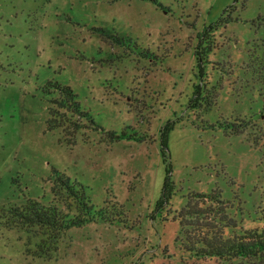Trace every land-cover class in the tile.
Instances as JSON below:
<instances>
[{
  "label": "rangeland",
  "instance_id": "1",
  "mask_svg": "<svg viewBox=\"0 0 264 264\" xmlns=\"http://www.w3.org/2000/svg\"><path fill=\"white\" fill-rule=\"evenodd\" d=\"M155 1L0 0V264H194L176 217L193 194H220L238 227L260 224L264 113L244 69L249 53L264 56V0ZM229 7L235 19L209 37L202 76L205 90L220 85L215 105L190 110L197 33ZM47 82L70 87L103 131L49 129ZM259 112L238 136L207 126ZM108 132L143 141L113 143ZM166 164L173 195L157 208ZM52 170L83 186L106 220L69 230L48 260L3 215L23 198L48 201Z\"/></svg>",
  "mask_w": 264,
  "mask_h": 264
},
{
  "label": "trees",
  "instance_id": "2",
  "mask_svg": "<svg viewBox=\"0 0 264 264\" xmlns=\"http://www.w3.org/2000/svg\"><path fill=\"white\" fill-rule=\"evenodd\" d=\"M149 1L157 4L155 0ZM233 11L234 7H229L209 28L204 27L202 32L197 33L198 42L194 48L193 56L196 61L197 78L200 80L192 87V94L188 102L190 110L205 108V114H207L215 105L217 92L214 89L220 85L217 84L218 81H214L207 91L204 89L202 76L206 74L205 66L210 63L209 56L216 49L213 40L220 35L218 30H222L228 22H233L235 18L230 20V13ZM225 15L226 17L223 18ZM262 20L264 21V19ZM209 37L210 39L213 37L211 42ZM254 53H256L254 56L249 53L245 69H242L248 72L245 74L249 75L250 89L255 91L257 98H261L260 109L264 113V56L257 55V50ZM46 86L47 93L51 94L50 88L55 95L49 101L47 121L49 129L63 132L66 128H71L72 131H76L79 123L86 122L95 130L103 131L96 125L89 113L81 108L70 87L57 82H47ZM259 116L260 112L240 121H215L207 126L227 135L238 136L243 134L247 126L254 123ZM167 133L168 129L165 128L160 137L161 155L164 162L168 153ZM107 136L113 143L122 138L143 141L141 136L135 138V133L124 136L121 133L119 135L115 132H108ZM173 186L171 165L166 164L165 178L160 198L156 204L157 208L169 207ZM50 193L51 198L48 201L28 197L20 199L17 204L14 203L4 210L3 215L4 225L7 229L10 225L30 231L33 238L31 244L35 250L32 251V254L48 260L52 258L51 253L56 252L60 240L69 230L94 223L100 218L102 221L106 220L104 210H94L90 205L84 187L78 183H72L68 177L56 170H52ZM186 200L176 217L179 218L181 225L179 233L181 234L179 238L181 249L187 253V257L191 258L194 264L206 261L216 264H264V208L259 209L258 213L260 214L256 219L260 224L254 228H244L237 226L238 223L226 211L229 207L222 204L221 195L216 192L207 195H189ZM28 252L31 251L28 250Z\"/></svg>",
  "mask_w": 264,
  "mask_h": 264
}]
</instances>
